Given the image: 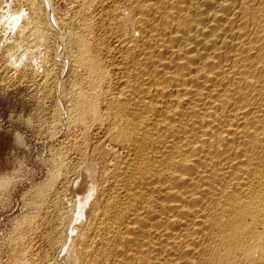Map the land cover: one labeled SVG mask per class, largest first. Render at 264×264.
I'll return each mask as SVG.
<instances>
[{
    "label": "bare ground",
    "instance_id": "bare-ground-1",
    "mask_svg": "<svg viewBox=\"0 0 264 264\" xmlns=\"http://www.w3.org/2000/svg\"><path fill=\"white\" fill-rule=\"evenodd\" d=\"M70 3L51 204L6 264H264V0Z\"/></svg>",
    "mask_w": 264,
    "mask_h": 264
},
{
    "label": "rangeland",
    "instance_id": "rangeland-1",
    "mask_svg": "<svg viewBox=\"0 0 264 264\" xmlns=\"http://www.w3.org/2000/svg\"><path fill=\"white\" fill-rule=\"evenodd\" d=\"M33 1L0 0V264L11 259L8 243L15 234L16 225L30 216L39 221L42 210L51 204L48 180L51 181V174L53 177L58 174L55 164L63 153L58 143L62 137L58 132L60 121L57 122L55 116H61L74 82L72 65L67 63V51L62 48L65 47L67 28L60 22L61 16L67 14L71 0ZM35 3L40 12L36 11L40 19L35 20L37 24L32 15ZM52 22H56L55 25ZM53 161L56 162L54 167ZM76 178V172L68 174L69 189L77 184ZM78 195L82 196V193L75 196L74 192L68 191L64 197L60 196L62 211H71V204ZM38 242L36 250L38 247L43 249V244ZM35 251L33 253L37 254L38 250ZM52 253L56 264L68 263L65 248Z\"/></svg>",
    "mask_w": 264,
    "mask_h": 264
}]
</instances>
